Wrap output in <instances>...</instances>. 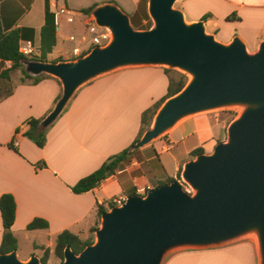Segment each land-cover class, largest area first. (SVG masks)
<instances>
[{"label": "crops", "instance_id": "0c3cea01", "mask_svg": "<svg viewBox=\"0 0 264 264\" xmlns=\"http://www.w3.org/2000/svg\"><path fill=\"white\" fill-rule=\"evenodd\" d=\"M178 1L177 9L187 22L207 16L203 20L206 32L221 43L228 44L237 36L249 52H255L264 40V0ZM52 2L49 0L53 12ZM57 2L58 7L70 12L73 23L67 22L66 14L58 16L56 45L47 55L50 62L76 59L72 54L74 47L79 48L81 56L94 47L86 34L91 16L82 13V9L112 3L128 15L147 12L146 0ZM44 14V0H0L2 28L19 30V44L30 42L35 56L39 54ZM232 15L235 17L228 20ZM67 25H71L69 31ZM77 34L80 39L85 36L86 42L80 39L76 42ZM71 36L75 37L73 45ZM9 66L10 62H6L5 67ZM165 70L151 66L125 68L86 84L47 129L42 148L23 136L28 129L26 122L41 121L50 112L60 97L61 85L46 75L36 85L23 84L20 70L16 78L13 71L10 73L12 93L0 100V197L10 194L14 199L16 211L11 230L17 244L22 236L32 248H42L37 250L39 258L48 250V264L54 256L56 238L62 232L82 241L89 238L90 230L98 222L97 204H107L116 197L127 198L131 193L144 195L158 182L176 179L183 164L192 159L189 156L192 150L202 147L209 153L214 148L225 124L207 116L190 117L163 138L131 151L136 159L130 161L131 154L98 187L80 194L72 191L81 179L133 144L142 113L167 94L172 75ZM35 219L45 221L48 228L28 231L27 225ZM1 239L0 216V243ZM55 259L53 264H59V259ZM162 264H258V251L254 239L248 237L217 248L180 250L170 254Z\"/></svg>", "mask_w": 264, "mask_h": 264}, {"label": "water", "instance_id": "95a60500", "mask_svg": "<svg viewBox=\"0 0 264 264\" xmlns=\"http://www.w3.org/2000/svg\"><path fill=\"white\" fill-rule=\"evenodd\" d=\"M178 0H147L152 26L135 30L116 4L91 11L109 41L70 61L23 60L26 74L58 80L61 94L39 122L48 129L76 92L91 81L133 67H161L188 77L165 99L130 151L166 135L181 121L214 110L240 108L226 140L186 161L182 184L173 181L133 195L100 215L94 241L78 254L67 244L59 264H162L172 253L217 248L251 237L264 264V40L255 52L235 36L228 44L206 32L204 21L187 22ZM0 264H42L17 251L0 254Z\"/></svg>", "mask_w": 264, "mask_h": 264}, {"label": "trees", "instance_id": "16d2710c", "mask_svg": "<svg viewBox=\"0 0 264 264\" xmlns=\"http://www.w3.org/2000/svg\"><path fill=\"white\" fill-rule=\"evenodd\" d=\"M93 8H85L82 9L81 12L85 15H90ZM44 25L40 31V47L39 54L37 56L30 55L24 56L18 52V44L20 40L19 30H4L1 26L0 22V100L4 97L9 96L12 93V85L10 83V73L14 70H20L22 77L20 78V82L23 84L36 85L41 80H43L46 76L40 75L37 77H32L25 73L23 65L21 62L23 60L28 61H47V55L50 54L53 48L56 45V25L54 22V14L50 10L49 0H44ZM235 15L229 16L227 19L231 20ZM207 16H203L202 20H205ZM149 19V18H148ZM149 28V26L147 27ZM139 29H146L139 28ZM59 61V60H58ZM10 62L9 67H5V63ZM168 72L169 70H165ZM186 83V77L184 75L180 76V79L175 81L170 79L169 85L167 89V94L160 101L156 102L150 109L144 111L141 115L140 120V129L138 132V136L133 144L138 141L141 135L146 131L149 127L152 117L158 107L162 104V102L168 97L173 96L177 92H179L182 87ZM40 120L30 119L26 124L28 125V129L23 133V136L27 139L31 140L37 147L42 148L45 143V135L46 130L39 131L38 124ZM14 151H17L16 148L9 145ZM205 153L202 147H197L189 153L191 158H194L197 155ZM132 152L130 151V147L126 148L119 154L111 157L105 163L102 164L100 168L91 173L90 175L81 179L73 188L72 191L76 194L84 193L93 190L98 187L104 180L114 175L118 170L121 162H124L129 159ZM177 180H180V171L177 174ZM174 178H167L163 182H158L154 188H158L164 184L171 183L176 181ZM182 184V183H181ZM135 195V193H131L130 196ZM115 206L112 201L107 204H97L96 212L97 217L100 218V215L107 211L108 208ZM15 211L16 205L13 197L10 194H3L0 197V216L2 223V239L0 243V254L9 253L11 251L17 250V240L12 234V226L15 220ZM48 224L40 219H35L30 224L27 225V230H38V229H47ZM96 226L93 227L90 232H94L96 230ZM92 241H82L77 236L64 231L59 234L55 241L54 247V256L59 259L61 262L63 260V250L67 244L70 245L71 249L75 254H78L82 251L87 245L92 244ZM42 249V248H41ZM49 252L48 250H44L43 255L40 257L42 264H47Z\"/></svg>", "mask_w": 264, "mask_h": 264}, {"label": "rangeland", "instance_id": "374dc122", "mask_svg": "<svg viewBox=\"0 0 264 264\" xmlns=\"http://www.w3.org/2000/svg\"><path fill=\"white\" fill-rule=\"evenodd\" d=\"M146 2H147V0H146ZM179 4H180L179 1H176L175 4H174V7L177 8L179 6ZM128 16H129V19H130L131 26L135 30H140L139 28H141V27L142 28H145L146 27V29H148L147 28L148 26L149 27L152 26V22H151L150 18L148 17L147 12L146 13L143 12V15H141L138 12V13H134L132 15L129 14ZM143 21H145V23L143 25H141L140 23H143ZM59 28H61V25H60ZM70 29H71V25H67L66 30L69 31ZM79 30L82 31V29H79ZM142 30H144V29H142ZM68 33H70V32H68ZM86 34H87V32H86ZM79 35L80 34H77V36H76V42L80 39V36ZM70 44L73 45V44H75V42L74 43H70ZM166 70H169V72H171L172 79L175 80V81L179 80L180 79V76L183 75L181 72H179L177 70H172V69H166ZM12 75H13V78H16L17 75H18V70H14L13 73H12ZM185 77H186V81H187L188 80V77L187 76H185ZM239 113H240V108H226V109H220V110H214V111H211V112H207V113L201 114V116H207L211 120H220V121H222L225 124V127L227 128V126L231 123V121L233 119H235L239 115ZM226 128H225L224 132L221 134L218 142L219 141H225L226 140ZM161 138H163V137H161ZM134 154L135 153H132V155L130 157V161L136 159V156ZM181 183H182V181H181ZM182 187H183L184 191L192 194V191L189 189V187L187 185H185V184L182 183ZM115 206H117V205H115ZM109 209L110 208H108L107 211ZM99 224H100V218H98V222L95 225L96 228L99 227ZM87 240L88 241H92V242L95 240L94 239V232L93 233L90 232V236H89V238ZM31 245L32 244L29 243L28 240H25L22 236H20L19 242L17 244V247L18 248L16 250L17 251V257H18L19 260L25 261L28 258V254L30 252L33 253L32 255H35L37 257H39V255H41V254H39L40 253L39 252L40 251L39 249H41V248H39V249H36L35 247L32 248L33 245L32 246ZM37 250H39V251H37ZM54 261H56V259H55V256L52 255L51 256V261L48 264H53Z\"/></svg>", "mask_w": 264, "mask_h": 264}, {"label": "built area", "instance_id": "2783aa9c", "mask_svg": "<svg viewBox=\"0 0 264 264\" xmlns=\"http://www.w3.org/2000/svg\"><path fill=\"white\" fill-rule=\"evenodd\" d=\"M52 6L54 7V22L55 25H57L58 23V16L62 15V14H66L67 17V22L68 23H73V17L70 14V12L68 10H66L64 7H58L57 6V0H53L52 2ZM86 32L89 38L90 43L93 46H102L104 44H106L109 39H110V34L106 29L100 28L98 27L92 20V18H90V20L88 21V23L86 24ZM70 41H75V37L71 36L69 37ZM83 43L86 42V37L82 36L80 39ZM18 52L24 56H30L33 54V48L30 44V42H23L18 44ZM72 54L75 57H79L81 56L82 52L79 50V48L74 47L72 49ZM126 198L123 197H116L112 200V203L115 205H120L125 201Z\"/></svg>", "mask_w": 264, "mask_h": 264}]
</instances>
